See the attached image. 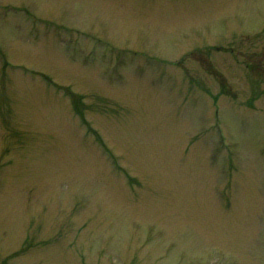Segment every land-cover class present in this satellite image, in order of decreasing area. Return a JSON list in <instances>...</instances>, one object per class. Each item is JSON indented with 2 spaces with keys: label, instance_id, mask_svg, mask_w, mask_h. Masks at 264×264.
<instances>
[{
  "label": "rangeland",
  "instance_id": "374dc122",
  "mask_svg": "<svg viewBox=\"0 0 264 264\" xmlns=\"http://www.w3.org/2000/svg\"><path fill=\"white\" fill-rule=\"evenodd\" d=\"M0 264H264V0H0Z\"/></svg>",
  "mask_w": 264,
  "mask_h": 264
}]
</instances>
